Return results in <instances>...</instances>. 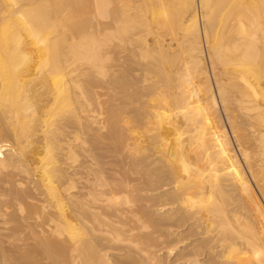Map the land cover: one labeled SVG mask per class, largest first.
I'll return each mask as SVG.
<instances>
[{
  "label": "bare ground",
  "instance_id": "1",
  "mask_svg": "<svg viewBox=\"0 0 264 264\" xmlns=\"http://www.w3.org/2000/svg\"><path fill=\"white\" fill-rule=\"evenodd\" d=\"M0 264H264V0H0Z\"/></svg>",
  "mask_w": 264,
  "mask_h": 264
}]
</instances>
